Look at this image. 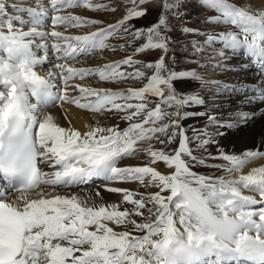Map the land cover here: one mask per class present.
<instances>
[{"label":"snow or ice","instance_id":"6c2138e0","mask_svg":"<svg viewBox=\"0 0 264 264\" xmlns=\"http://www.w3.org/2000/svg\"><path fill=\"white\" fill-rule=\"evenodd\" d=\"M128 2L132 7L117 23L83 35H69L66 33L70 28L90 27L100 22L71 12L61 14L67 9H115L94 4L92 0H49L53 13L50 17L49 8L18 9L28 13L30 19L24 20L9 17L0 0V188L4 189L0 191V264H264V208H251L264 202V166L243 173L249 163L264 158V152L247 150L236 155L221 151L218 158L227 164L217 167L226 175L215 179L198 175L183 158L196 160L189 147V137L178 121L171 119L187 118L189 114L185 112L181 116L179 111L169 113L161 107L181 109L203 105L201 97L177 94L173 85L176 80H198L197 74L169 72L163 56L155 63L143 65L153 69L147 77L139 68L132 72L122 70L124 66L134 68L138 63L131 56L95 69H78L68 64L107 48L106 41L119 31L131 32L128 22L145 16L146 9L140 6L152 0ZM157 2L161 3L157 23L131 32L135 40L145 41L135 50L137 54L147 50H162L167 54L170 38L161 33V29L170 30L166 14H186L174 11L183 0ZM199 2L217 13L208 18L209 23L230 26L227 31L208 34L207 44H219L234 56L242 54L249 61L243 67L255 66L264 81V9L237 6L229 0ZM47 19L53 30H38ZM25 25L29 30H23ZM60 28L63 30H56ZM182 31L188 34L196 30L185 27ZM193 46L196 52L202 51L195 42ZM49 48L62 62L54 65L58 73L49 72L45 78L36 68L46 62ZM39 52L44 55H38ZM54 75L65 85L62 95L52 93ZM90 76L113 82L146 79V83L142 88H130L126 92L70 85L74 79ZM69 87L80 95L69 97ZM243 91L252 93L247 96L249 103L257 99L264 101V88ZM149 97L159 98L153 108L148 107ZM56 101L94 113L123 112L129 122L146 114L142 122L130 123L123 130L97 124L81 133L61 127L51 115H44L46 108ZM252 115L238 113L241 122ZM165 119L169 123L162 124ZM209 122L218 127L231 126L220 124L211 115ZM170 128L173 130L169 133ZM177 128L181 129L179 133L175 131ZM177 135L179 144L174 154L151 147L154 139L171 144ZM161 136L167 139H160ZM204 137L193 139L199 140V147L216 143L206 130ZM144 142L149 143L147 149L139 147ZM141 151L149 158L148 165L117 166L121 160L137 156ZM158 162H163L172 172L162 174L151 166ZM45 164L51 172L43 171L41 165ZM97 178L139 182L158 191L137 199L139 194L130 190L107 188L120 194L123 203L133 206L124 210L117 204H97L91 198L59 194L60 189L79 187ZM10 191L18 193L15 200L9 198ZM244 191L255 193L260 201L253 195H244ZM53 192L57 194L52 195ZM133 216L143 217L144 222L138 223Z\"/></svg>","mask_w":264,"mask_h":264},{"label":"rangeland","instance_id":"374dc122","mask_svg":"<svg viewBox=\"0 0 264 264\" xmlns=\"http://www.w3.org/2000/svg\"><path fill=\"white\" fill-rule=\"evenodd\" d=\"M248 1L249 0H245V1L243 0L242 2H238V0H229L230 3H233L237 6H242V7L255 6L256 4L255 0H250V2ZM3 3L5 6V11L9 17L18 16V17L23 18L24 20L30 19L28 13L18 11V9L49 8L48 16L50 17L53 14L51 13V10H50L49 0H3ZM92 3L108 5L109 9H115V11H111V10L89 11L83 7L72 8V9L66 10L62 14H68L67 12L71 11L73 15L76 14L78 16L100 22L90 27L76 28V29L70 28L68 29V32L66 34L83 35L86 33H90L92 31H96L100 28H107L108 25L115 24L117 23V21L121 20L125 16L128 8L132 7L131 3H129L128 0H92ZM140 7L142 10L146 9L147 14L139 19H133L128 22V24L131 27V32H134L136 29H147L153 26L154 24H156L159 18L161 6L158 8H153L151 6L149 7V5L148 6L141 5ZM174 11L183 12L186 14L183 16L173 15L172 12H169L166 14L167 19H168V28L170 30L164 31L163 29H161V33L162 35L170 38L169 50L167 54H165L162 50H147V51L137 54L135 50L145 42L144 39L135 40L133 36L131 35V32L125 33L123 30H121L106 41L108 45L107 48L103 50H98L90 56L77 58V60L75 61H68V64L78 69L79 68L95 69L105 64L118 62V61H121L131 56L132 59L138 63L135 64L134 68H129L127 66H124L122 70L126 72H132L135 70V68H139L140 70L145 72V76L147 77V76L152 75L153 69L145 68L143 67V65L148 64V63H155L156 61L160 59L161 56H163L169 72H175V71H181V70H186L187 72H195L197 76L200 78V82L195 81L197 84L196 86L198 87L197 92H194V90H191V88L187 86L186 81L184 82L186 83V85L185 84L183 85L181 80L177 81V83L173 81V85H174V88L176 89L177 94H193V95H198L199 97H201L204 101L203 105H200L202 107L197 106V109L194 112L191 111L190 109L195 106L185 108V109L190 110L192 114L190 115V111H187L189 115L187 116V118L184 119V122H182V118L180 119V117H171V118L178 121L181 128L185 131V134L189 137V140H190L189 147L192 150V155L196 157V160H192L188 156H184L183 158L189 164L191 170L198 175H202L205 177H211L215 179V178L226 175L225 172L217 166L225 165L227 164V162L226 161L224 162V160L218 158L220 156V153L210 151L208 149L209 148L208 146H210L211 143L203 147H199L198 146L199 140L193 139V137H200L201 139L205 138L204 132L206 130L208 133V136L211 137L212 139L220 138V136L222 135H220L219 133H223L222 127H218L216 124L210 123L209 116L210 115L215 116L217 118V121L220 124H224L225 118H227V116L231 112L239 111V108H236V103L234 102L246 101L247 98H240V100H235L234 98L235 96H238V92L236 91H232V93L227 92L225 91V90H228L227 88L221 87L215 82L214 83L205 82L203 80L205 78L203 74L204 71H207V73L211 74L213 71V68H215V70H217V68L213 67L209 63L210 60L207 57H209L210 55L205 54L203 51L196 52L195 49L190 50L187 47L188 44L186 43L188 41L191 42L197 39V38H194L193 40H191L189 34H193L196 32V33H205V35H208L207 33L209 31H212V29H215L216 31H218V30L223 29L226 26V25L212 24L208 22V18L216 16L217 13L215 11H212V10L209 11L205 9L204 6L200 4L199 0H183V2L180 4L179 9H175ZM185 27L196 30V31L185 34L182 31V29ZM50 28H52L51 21L50 19H47L44 23V26L42 28H39V30L50 32L51 30H53V28L52 29ZM24 30L25 31L29 30L27 25L24 26ZM56 30L62 31L63 29L60 28ZM198 40L199 42L202 43L203 41L206 42L207 39L203 38L202 40L197 39V41ZM48 43L51 44V41H48ZM200 46H201L200 43H196V47L199 48ZM113 49L115 50L113 51ZM207 49H209L210 54L216 55L215 60L211 62L212 64L220 63L223 61L225 62L226 59L228 58L229 69H227V73L230 77L229 79L232 78L231 79L232 84L236 82V78L238 77H234V78L232 77L233 76L232 71H236V68L234 67L235 64L232 62L233 56L229 55V53L226 52V49L224 52L225 54L223 56L220 55V52H215L211 50L210 48H207ZM38 55L43 56L44 53L39 52ZM47 58H48L47 59L48 61L46 60L43 67L47 69L53 68L54 72L58 73L59 70L56 69L54 65L62 61H59L57 59L56 54L51 50V48H49ZM53 77L58 78V75H54ZM219 79L223 80V77H220ZM145 83H146V79L136 80V79L128 78V79L118 80V81L113 82V81H101L99 80L98 77L90 76V77H86L85 80L74 79L70 82V85L79 84L84 87L89 86V88L91 86V88L94 87L96 89H110L112 91H125L126 92V90L130 88L131 89L142 88ZM239 86L241 85L240 84L236 85V87H239ZM64 88H65V85L63 81L60 79H57V84L54 86V92L62 95L63 94L62 90ZM239 93H242V92H239ZM79 95L80 93L78 92V90H74L72 87H69L68 89L69 97H77ZM56 102L60 104L62 103L61 101H56ZM158 102H159L158 97H149L148 107L153 108L155 107V104ZM66 104H68V106L74 105L71 103H66ZM161 107L163 108L164 111L169 112V113L176 112V111H183V108L181 109L169 108L166 105H161ZM243 108L244 106L240 105V110ZM199 109L201 110L199 111ZM145 114L146 113H142L139 117H136L134 118L133 121L129 122L124 119L125 113L123 112H116V111H111V112L104 111L102 113L93 112V116H92L93 120L91 121L92 124L90 125L91 126L90 128L95 127L98 124L99 126L105 127V128L118 126L119 130H123L127 128L130 123L142 122ZM198 115H199V118H198ZM172 130L173 129L170 128L169 133ZM180 130H181L180 128L175 129L177 133H179ZM161 139L166 140L167 137L162 136ZM178 144H179V135H177L175 141H173V143L171 144H167V143L161 144L159 142V144L157 145V147L154 148V150H164L168 152L169 154H174L173 150L178 147ZM201 160L204 162L203 164L198 163V161H201ZM149 162H150L149 158L144 154L143 151H141L137 156L130 157L127 159L125 158L121 160L117 166L121 168L145 166V165H148ZM151 166L157 168L156 170L158 171L159 169L161 170L169 169L163 162H158L155 165H151ZM47 167L49 166H46V168ZM170 171H172V169H170ZM106 182L107 181H102L101 183L104 184ZM121 184L122 186H120V188L130 190L133 193H138L139 195L135 197L137 199H139L141 196L147 197L148 195L158 191L156 187H145L141 185L139 182H130L127 184L126 183H121ZM82 189L88 190L90 189V187L88 186L85 189L81 188V190ZM61 190L65 191V189H61ZM67 190L75 191L76 189L75 187L73 188L70 187V188H67ZM168 194L169 193H164L165 196ZM120 196L117 194L112 199H110L109 197H104L105 198L104 200L101 198V199H96L95 201L94 200L92 201H94L97 204H106V205L109 203L117 204L120 206V210H124L125 208L131 209L133 206L130 204L123 203L122 196L121 197ZM106 199L107 200L109 199L110 201L109 200L107 201ZM119 199L121 201H119ZM149 207H151V205H149ZM144 215L145 216L148 215L147 211H145ZM132 218L135 219L138 223L144 222L143 217L133 216ZM117 231H120V230H117ZM133 234L140 235V233H133Z\"/></svg>","mask_w":264,"mask_h":264},{"label":"bare ground","instance_id":"6f19581e","mask_svg":"<svg viewBox=\"0 0 264 264\" xmlns=\"http://www.w3.org/2000/svg\"><path fill=\"white\" fill-rule=\"evenodd\" d=\"M242 1L243 0H238V2H242ZM255 1H256V4H255V6L250 7L251 9H253V10L264 9V0H255ZM248 2H250V0ZM148 5H149V7L151 6L153 8H158L161 6V4L157 2V0H152L151 3H146L143 6H148ZM67 10H69V9H67ZM74 15H76V14H74ZM50 29H52V28H50ZM221 32H224V31H221ZM189 36H190L191 40H193L194 38L202 40L203 37H205L204 39H207V35H205V33H196L195 32L193 34H189ZM227 53H229V55L233 56L232 62L235 64L234 67L236 68V71H232V74H233L232 77L233 78L238 77V78H236V82L245 81L246 85L248 86L247 89H251L254 87L255 88H264V81H262V78L258 74V70L255 66L249 65L247 68H245V67H243V65L249 64L248 60H246L243 56H240V55H235V56L232 55V53L229 50ZM43 65H44V63L42 65L37 66V68H36V71L41 76L48 78L49 72L55 73L53 68L47 69V68H44ZM250 76H253V78L251 79ZM57 79H59V77L58 78L51 77V82L53 85L51 90H52V93L54 95H61L59 93L54 92V86L57 84ZM186 83H187V86H189L191 88V90H194V92L198 91V87L196 86L197 84L195 81H193V82L187 81ZM186 83H183V85L184 84L186 85ZM90 88H91V86H90ZM247 94L252 95L251 92H249ZM248 95H244L243 98H247ZM228 99H227V101H228ZM234 99L240 100V97L235 96ZM33 102H35V101L33 100ZM62 103L60 104L58 102H55L54 105H49L46 108L44 115H51L54 118V121L58 125H60L61 127H64V128L71 127L72 129L78 130L81 133H84V132L90 130V127H91L90 125L92 124L91 121L93 120V118H92L93 112L86 110V109H80L75 105H69L68 106V104H66V102H62ZM234 103H236V108H239V111L231 112L227 116V118H225V123H224V124H231V126L230 127H222L223 135L220 138L213 139L214 141H216V143H211V145L208 146L209 147L208 149L210 151H214L217 153H220L221 151H223L227 154H236V155L242 154L243 152H245L247 150H259V151L264 152V101H260L259 99H257L254 103H249L248 100L246 99V101H239V102H234ZM239 104L244 106V108L240 110ZM200 107H202V106H200ZM261 108H262V111L260 113ZM196 109H197V106L191 108L190 110L194 112ZM187 110L188 109L184 108L183 112H186ZM200 110L201 109H199V111ZM199 113H201V112H199ZM238 113L253 114L252 118L249 119L251 121L247 120L246 122H241L239 120ZM259 114H263L261 116L262 119H260V120L258 117ZM198 118H199V115H198ZM184 119L185 118H182V122H184ZM223 119H224V117H223ZM168 122H169L168 119L161 121L162 124L168 123ZM161 137H160V139H161ZM150 143H151V147L154 149L159 144V141L154 139ZM139 147L141 149H147L149 147V143L144 142V143L140 144ZM46 166H48V165H46V164L41 165V167L44 171L51 172L52 169L50 167L46 168ZM261 166H264V158L254 160L251 163H249L243 169V173L247 174L249 171H251V169L256 168V167H261ZM48 169H50V170H48ZM159 171L162 174H170L172 172V171H170V169H166V170L159 169ZM101 181H103V179H99V178L94 179L92 182H90L88 184L81 185L79 187H75V189H76L75 191H71V190L68 191L67 189H65V191L61 190V189L58 191H59V194H61V195L75 194V195H78L82 198H91V200L95 201L96 199H101V198L104 200L105 199L104 197H109L110 199H112L118 193H111V192L107 191V188H110V187L120 188V186H122L121 182H108L107 181L106 183L102 184V183H100ZM88 186L90 187V189H88V190L82 189L81 190V188L85 189ZM45 191H51V189H47ZM97 193H99V195H97ZM56 194H57L56 192L52 193V195H56ZM243 194L244 195H253V196H255V198L258 201H260V197L258 195H255L252 192L244 191ZM17 195L18 194H13L12 198H10V199L15 200ZM118 195L120 196V194H118ZM119 201H121V200L119 199ZM96 202H98V201H96ZM260 207H264V202H259L256 205L251 206V208L254 210H258ZM117 230H123V229L117 228Z\"/></svg>","mask_w":264,"mask_h":264}]
</instances>
